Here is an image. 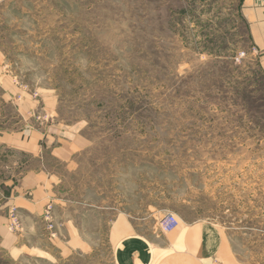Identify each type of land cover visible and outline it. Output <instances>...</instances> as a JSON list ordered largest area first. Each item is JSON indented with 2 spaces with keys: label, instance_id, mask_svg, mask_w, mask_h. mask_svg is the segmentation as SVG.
Instances as JSON below:
<instances>
[{
  "label": "rangeland",
  "instance_id": "rangeland-1",
  "mask_svg": "<svg viewBox=\"0 0 264 264\" xmlns=\"http://www.w3.org/2000/svg\"><path fill=\"white\" fill-rule=\"evenodd\" d=\"M262 14L264 0H1L0 140L80 132L73 164L49 163L60 208L40 224L52 239L74 221L85 247L16 243L23 220L5 198L35 162L0 144V264H114V219L135 213L153 230L149 206L213 223L264 264Z\"/></svg>",
  "mask_w": 264,
  "mask_h": 264
},
{
  "label": "crops",
  "instance_id": "crops-1",
  "mask_svg": "<svg viewBox=\"0 0 264 264\" xmlns=\"http://www.w3.org/2000/svg\"><path fill=\"white\" fill-rule=\"evenodd\" d=\"M262 16L254 34L258 47L264 50V14ZM26 114H29L27 110ZM46 128L45 131L28 130L24 133L26 137L8 135L6 142L0 140V144L28 153L35 162V166H28L21 179L10 187L5 198L6 207H17L23 220L24 238L16 243L33 240L38 242L39 251L52 255L53 252L41 249L40 243L42 246L50 241L58 254L85 247L83 232L74 221L60 218V223L56 222L57 236L52 239L40 224L48 203L53 204L55 219L56 209L60 208L58 195L63 182L50 168V161L70 167L77 154L85 150V145L79 131L72 132L57 124L46 125ZM148 208L153 209L156 219L153 230L142 231L145 219L135 213H122L114 219L109 232L114 264H253L243 258L241 247L233 248L229 235L213 223H188L175 214L180 221L178 227L165 233L160 221L170 211ZM238 238L239 233L235 236L237 242ZM21 248L29 250L28 244Z\"/></svg>",
  "mask_w": 264,
  "mask_h": 264
},
{
  "label": "built area",
  "instance_id": "built-area-1",
  "mask_svg": "<svg viewBox=\"0 0 264 264\" xmlns=\"http://www.w3.org/2000/svg\"><path fill=\"white\" fill-rule=\"evenodd\" d=\"M50 208H52V206ZM47 220L49 221V223L52 221V212H47ZM11 222H12L13 228L15 230H18L20 221H19V217L17 216V212L15 208L11 210ZM179 222L180 221L178 217L174 213L169 212L160 221V228L163 232L169 233L178 227ZM54 228H55L54 225L51 223L49 227V229L51 230L50 231L51 234H54Z\"/></svg>",
  "mask_w": 264,
  "mask_h": 264
}]
</instances>
